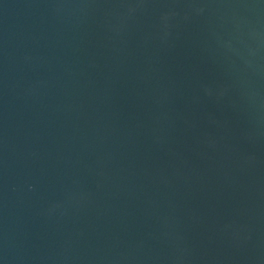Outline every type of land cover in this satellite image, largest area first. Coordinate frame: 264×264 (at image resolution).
Instances as JSON below:
<instances>
[{
    "label": "water",
    "instance_id": "obj_1",
    "mask_svg": "<svg viewBox=\"0 0 264 264\" xmlns=\"http://www.w3.org/2000/svg\"><path fill=\"white\" fill-rule=\"evenodd\" d=\"M0 264H264V0H0Z\"/></svg>",
    "mask_w": 264,
    "mask_h": 264
}]
</instances>
